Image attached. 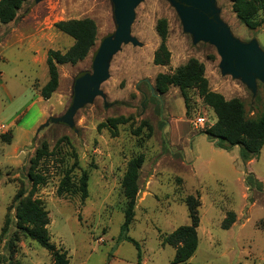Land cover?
Segmentation results:
<instances>
[{
  "label": "rangeland",
  "instance_id": "rangeland-1",
  "mask_svg": "<svg viewBox=\"0 0 264 264\" xmlns=\"http://www.w3.org/2000/svg\"><path fill=\"white\" fill-rule=\"evenodd\" d=\"M214 4L233 37L264 52V24L250 29L241 23L231 0ZM87 17L97 24L95 46L77 64L58 66L59 86L44 99L47 51H65L75 42L55 23ZM160 19L168 26L167 66L154 63ZM117 27L114 0H29L13 21L0 22V264H54L52 254L16 226L17 204L28 197L49 212L51 241L70 264H173L175 248L163 239L190 223L183 201L189 194L201 201L199 244L185 264H264V146L248 162L238 146L219 148L206 134L217 121L213 109L192 89L187 111L178 87L157 92L156 76L197 58L209 88L243 101L250 118L264 112V81L257 80L253 91L224 72L217 47L195 40L172 0H139L131 24L138 43L122 44L109 60L101 94L68 120L81 76L93 73L95 51ZM138 155L144 163L129 235L141 257L133 242L118 240L128 203L121 183L128 161ZM75 163L72 187L59 195L63 172ZM84 171L85 198L78 190ZM30 172L42 173L46 182L34 186ZM248 175L262 188L249 185ZM230 211L236 219L225 229Z\"/></svg>",
  "mask_w": 264,
  "mask_h": 264
},
{
  "label": "trees",
  "instance_id": "trees-1",
  "mask_svg": "<svg viewBox=\"0 0 264 264\" xmlns=\"http://www.w3.org/2000/svg\"><path fill=\"white\" fill-rule=\"evenodd\" d=\"M29 0H0V22L7 24L13 21L18 11ZM232 9L236 13L241 23L250 29L264 24L257 19L260 12L264 14V0H231ZM55 27L71 36L75 42L65 51L49 49L47 51L46 63L48 66L49 80L41 88V96L49 99L59 86V65H75L84 60L97 40V24L92 18L60 20L55 23ZM157 32L160 37V45L154 53L155 65L167 66L171 62V52L167 47L168 26L165 19H160L157 23ZM205 64L197 58H190L187 63L179 66L172 73H159L156 76V89L160 94H164L171 86L178 87L185 101L187 111L190 108V90L203 99L206 105L211 107L216 114V123L206 131L210 140L216 141L219 148L231 150L239 147V155L243 162H248L258 156L264 146V112L255 117H248L245 104L238 98L227 99L223 94L215 92L209 88V82L205 76ZM11 140L9 135L4 136ZM144 163V157L138 155L132 157L127 164V169L122 179V189L128 200L125 210V219L121 226L118 240L133 242L141 257L140 244L129 235L130 225L135 215V206L139 192L138 179L140 170ZM76 163L67 168L63 173L58 186V194L63 195L69 192L72 187V172ZM30 181L34 186L46 182L42 173L30 172ZM249 185L255 184L258 189L262 188L261 182L251 175L246 177ZM78 190L81 197L88 194V174L84 171L79 178ZM23 194H18L22 197ZM186 204L190 223L177 227L174 231L166 235L164 244L175 248L173 264H185L195 254L198 244V228L200 226V206L199 196L189 194L183 199ZM16 226L30 239L36 241L40 246L48 250L54 259V264H70L69 257L65 251L57 248L52 243L48 225L49 212L37 199L28 197L20 200L16 207ZM236 214L233 211L227 213L222 223V227L228 229L235 222ZM241 264V263H239Z\"/></svg>",
  "mask_w": 264,
  "mask_h": 264
},
{
  "label": "water",
  "instance_id": "water-1",
  "mask_svg": "<svg viewBox=\"0 0 264 264\" xmlns=\"http://www.w3.org/2000/svg\"><path fill=\"white\" fill-rule=\"evenodd\" d=\"M116 3L118 27L114 34L106 36L93 56V73L84 74L77 86V93L68 110L71 120L77 109L101 94V83L108 77L109 60L120 50L123 43H138L131 35V24L139 0H114ZM185 28L194 34L195 40H205L215 45L222 57L224 72L241 77L253 91L257 80L264 81V52L255 42L245 44L232 36L222 22L214 0H172Z\"/></svg>",
  "mask_w": 264,
  "mask_h": 264
}]
</instances>
